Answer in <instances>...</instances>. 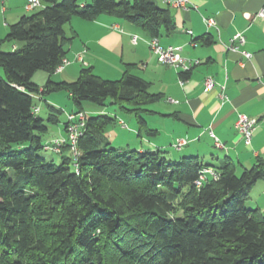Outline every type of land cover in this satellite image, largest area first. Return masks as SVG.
Wrapping results in <instances>:
<instances>
[{
    "label": "trees",
    "instance_id": "obj_1",
    "mask_svg": "<svg viewBox=\"0 0 264 264\" xmlns=\"http://www.w3.org/2000/svg\"><path fill=\"white\" fill-rule=\"evenodd\" d=\"M41 1L43 8L11 25L0 41L21 44L0 47V264H264V211L248 206L251 189L264 179L262 157L238 175L231 159L173 161L162 151L115 148L105 129L116 117L107 113L87 117L79 173L67 156L56 164L39 155L41 135L60 123L62 111L47 104V119L35 114L36 95L66 91L76 112L85 111V102L117 105L135 113L140 132H156L141 114L162 96L150 93L132 65L118 80L90 66L74 82L52 80L67 56L64 26L74 16L92 21L109 14L150 37L175 28L155 0ZM38 71L49 75L42 89L32 81ZM204 168L216 178L198 187Z\"/></svg>",
    "mask_w": 264,
    "mask_h": 264
},
{
    "label": "crops",
    "instance_id": "obj_2",
    "mask_svg": "<svg viewBox=\"0 0 264 264\" xmlns=\"http://www.w3.org/2000/svg\"><path fill=\"white\" fill-rule=\"evenodd\" d=\"M175 1L178 0H155L159 7L170 11L175 26L172 32L163 30L158 39L163 46H181L185 58L200 60L188 76L184 77L181 69L158 61L148 44L153 37L141 27L103 14L92 21L74 16L64 26L66 37L71 39L66 47V58L73 61L80 53L84 63L74 61L51 78L55 82H74L83 67L90 66L99 77L118 80L127 65H132V73L149 84L150 93L162 96L153 104H156L154 110L146 107L149 111L146 114L155 120L152 123L150 119L145 120L147 127L156 131L151 135L155 140L165 137L162 141L168 142L147 139L138 151H163L168 144L171 146L179 139H186L188 144L176 149L180 151L178 155L171 156L174 160L179 156L198 157L206 163L220 164L223 161L221 151L224 160L231 159L237 167L246 168L258 158H264V18L258 16L264 0H186L183 7L171 5ZM26 2L0 0L1 11L5 18L8 16L4 22L5 36L8 27L36 12L28 11ZM88 3L90 0L82 1V4ZM211 18L216 20V27L206 25L205 19ZM239 34L245 37L244 45L230 50V41ZM134 35L139 37L137 43L132 42ZM208 38L210 43L206 42ZM3 39L0 36V41ZM2 46L0 43L1 49ZM19 47L20 43H11L9 50ZM244 52L251 57L247 58ZM48 78L47 74L46 82ZM207 78L214 80L211 90L205 88ZM46 82L37 85L42 89ZM61 95L47 94L43 99H35V105H39L41 111L47 104L60 109L66 123L67 114L76 112L77 108L68 105L66 111ZM67 96L71 99L69 94ZM104 108L99 113H104ZM240 113L258 120L251 146L244 143L235 126ZM58 133L60 137L65 134L64 126ZM216 138L223 147L216 145ZM59 155L65 156L66 152Z\"/></svg>",
    "mask_w": 264,
    "mask_h": 264
},
{
    "label": "built area",
    "instance_id": "obj_3",
    "mask_svg": "<svg viewBox=\"0 0 264 264\" xmlns=\"http://www.w3.org/2000/svg\"><path fill=\"white\" fill-rule=\"evenodd\" d=\"M170 3V2H169ZM186 0H178L175 2H171V5L175 7L185 6ZM44 5L41 0H27L26 2V9L28 11H35L43 8ZM258 16L264 18V7L258 13ZM205 23L208 27H216L217 22L215 19H205ZM189 34H192V31H188ZM139 37L134 35L132 37V42L137 43ZM245 37L242 34H239L232 38L229 44L230 50H236L241 45H244ZM148 44L152 50V52L158 58V61L163 64H168L173 67L181 69L183 73H190L192 69L200 64V60H192L187 59L182 55V47L181 46H163L160 43L158 37L150 38ZM247 58L251 57L250 53L244 52ZM78 61L84 63L83 54H76L74 60H68L64 58L63 61L57 66L55 73H60L64 70V68L70 65L72 62ZM215 86L214 80L212 78H207L205 80V88L206 90H211ZM35 99H40L39 95L34 96ZM225 99V95H223ZM41 108L39 105H35L33 108V112L35 114H39ZM87 113L85 111H78L67 114L66 120V128L65 134L59 138H55L50 142H46L43 144V149L45 151H50L55 154H61L64 147H67L71 152L72 159L74 160V171L79 173V162L81 157V152L79 149V140L80 137L83 135L84 128L86 127L87 123ZM122 124H125L122 122ZM258 125V120L256 118L249 117L246 114L240 113L238 114V118L236 121V128L238 132L242 135L244 143L247 146H251L253 135ZM210 134L212 137H215L212 130H210ZM188 144L186 139H179L174 144L173 147L175 149H182L184 146ZM216 145L218 147H223V144L219 142L216 138ZM212 175L216 178L214 172L210 168H204L200 173L199 179L196 181V185L198 187L202 186L203 182L207 180V177Z\"/></svg>",
    "mask_w": 264,
    "mask_h": 264
},
{
    "label": "rangeland",
    "instance_id": "obj_4",
    "mask_svg": "<svg viewBox=\"0 0 264 264\" xmlns=\"http://www.w3.org/2000/svg\"><path fill=\"white\" fill-rule=\"evenodd\" d=\"M83 1V0H80ZM37 11V10H35ZM35 12H32V14ZM8 19V16L6 17ZM5 15H3L2 11H1V7H0V36L5 38V33H4V22H5ZM8 27V31H9ZM20 42H17L16 44H19ZM3 49H6L5 51H10L9 47H11V43L6 42L3 43ZM0 73H2L1 69H0ZM46 76L47 73H45L44 71H38L37 73H35V75L33 76L32 81L35 84H39L42 85L43 83L46 82ZM118 79V78H117ZM120 79V78H119ZM62 94L61 95V102L64 106H62L66 111L68 110V105H71V108L74 107V103L71 99L68 98L67 96V92L66 91H61V92H54L53 94ZM154 106L153 104L148 105L147 108L148 109H152L154 110ZM84 108H85V112L87 113L88 116H92V115H96V114H101L99 113V111H101L103 108L91 103V102H85L84 103ZM151 110V111H152ZM98 111V112H97ZM104 113L109 114L110 116L116 117V121L111 124L110 126H108L105 129V135L109 138L110 142L112 143V146L115 148H119V149H127V150H137L141 147L142 142H144L147 139H150L151 141H156L159 140L160 142L158 143H168V142H163L162 139H166L165 137H161V139H156V137L149 135L145 130H142L141 135H138V132L140 131V124L138 123V120L136 118L135 113H126L124 111H122L117 105H109L106 108H104ZM40 116L44 119L48 118V110L46 108L42 109V111L39 113ZM142 117L144 119H150V122L152 123L154 120L151 119L150 116H148L146 113H142L141 114ZM60 118V123L58 125H52L49 124V131L46 134H42L41 138H42V142L43 144H45L46 142H50L51 140L55 139V138H59L60 134L58 133V131L63 127V123L65 121V115L61 114L59 116ZM125 124H122L120 121H122ZM150 128V127H149ZM152 129V128H150ZM67 130V128H66ZM173 145L169 146V144L167 145V148H165V150H163L162 152H164V155L169 157L170 159H172L173 161H179L181 158L177 157V159L174 160L173 157H171L173 154L174 155H178V153L180 151H176V149H174V147H172ZM216 150V149H214ZM67 157L70 158L71 161V167H74V160L72 159V155L71 152L69 151V149L67 148L66 151H64V149L62 150V153H65ZM219 152V151H218ZM220 156L222 157L221 160H224V153L223 152H219ZM39 155L41 157H43L44 159H46L47 161H52L56 164H60L62 162L63 156L59 155V154H55L52 153L50 151H45L44 149H41L39 151ZM185 157V156H183ZM209 158V157H208ZM216 162V159H215ZM256 163V161L254 163H250L248 164L249 166H246V168H250L252 167L254 164ZM243 169L245 168H240L238 167L237 169V174L240 175L243 171ZM250 201L248 202V206L249 207H258L261 209H264V179L258 181L255 186L251 189L250 191Z\"/></svg>",
    "mask_w": 264,
    "mask_h": 264
}]
</instances>
